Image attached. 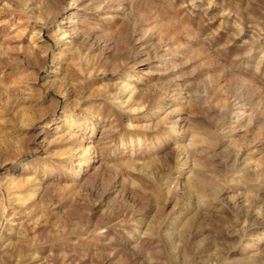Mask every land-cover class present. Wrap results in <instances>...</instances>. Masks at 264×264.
Here are the masks:
<instances>
[{"label":"rangeland","instance_id":"obj_1","mask_svg":"<svg viewBox=\"0 0 264 264\" xmlns=\"http://www.w3.org/2000/svg\"><path fill=\"white\" fill-rule=\"evenodd\" d=\"M0 264H264V0H0Z\"/></svg>","mask_w":264,"mask_h":264}]
</instances>
